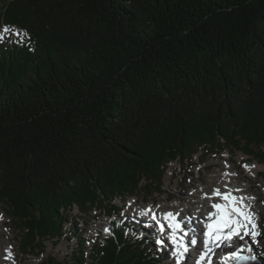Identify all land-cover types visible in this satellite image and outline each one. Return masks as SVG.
I'll return each mask as SVG.
<instances>
[{
  "label": "trees",
  "instance_id": "trees-1",
  "mask_svg": "<svg viewBox=\"0 0 264 264\" xmlns=\"http://www.w3.org/2000/svg\"><path fill=\"white\" fill-rule=\"evenodd\" d=\"M0 15L21 35L0 44V203L23 255L70 233L64 264H160L128 221L88 250L70 210L117 215L198 154L264 163V0H0Z\"/></svg>",
  "mask_w": 264,
  "mask_h": 264
},
{
  "label": "rangeland",
  "instance_id": "rangeland-1",
  "mask_svg": "<svg viewBox=\"0 0 264 264\" xmlns=\"http://www.w3.org/2000/svg\"><path fill=\"white\" fill-rule=\"evenodd\" d=\"M4 26L0 19V29ZM10 29L12 31L9 33H0L4 36V42L0 44L7 42L18 44L21 41H18L21 39V35L15 36L13 34L19 30L17 28ZM199 155L194 157L195 166L192 164L190 166L183 165L180 161H173L167 165V172L163 179L165 191L163 194H155L151 197L143 192L130 195L125 200L117 198L115 201L122 210L116 216H109L104 210H96L89 215H81L77 207L71 209L70 214L73 220L78 222L80 228L85 229L81 235L89 240L87 249L90 250L93 243L105 237L102 230L108 229L111 232L114 223L122 224L127 220L135 225L130 229L126 228L128 234L138 237L147 235L153 254L157 259H160V264H176L174 257H171V251L158 246L156 240L150 238L152 233L149 234L143 226L138 224L139 220L135 216L136 210L150 205L153 209H160L166 213L178 212L180 218L191 213L194 219L197 212L206 214L211 209L212 199L206 198L205 194L211 197L213 190L217 188L226 191L225 185H227L228 188L240 189L239 192L242 194L245 193L249 197H254L255 202L258 199L257 204L252 207L255 210L252 211L255 213L257 221L260 217L262 218L263 226L260 228L261 236L258 238V243H252L253 246L250 244L249 246L254 247L255 254L259 253L264 257V163L238 151H222L207 156L205 162L201 160ZM245 165H248L249 168L246 169ZM192 172L195 176L191 175ZM186 175L187 180L184 179ZM204 199H207V202ZM10 217L7 206L0 203V261L5 258L12 247L13 250L10 252L12 254L16 252L17 258H19L17 264H39L42 259H49L52 256L57 257L64 264L70 258L73 248L77 244V239L71 238L70 233L57 241H48L46 251L41 257L34 254L23 255L20 252V244L17 239L19 231ZM79 217L86 219L79 220ZM245 242L251 243L250 238L246 237L240 243L244 244ZM12 259L13 257L10 258V260ZM5 260L0 264H5ZM184 264H193V262L188 259L187 263Z\"/></svg>",
  "mask_w": 264,
  "mask_h": 264
},
{
  "label": "snow or ice",
  "instance_id": "snow-or-ice-1",
  "mask_svg": "<svg viewBox=\"0 0 264 264\" xmlns=\"http://www.w3.org/2000/svg\"><path fill=\"white\" fill-rule=\"evenodd\" d=\"M12 30L8 26L0 29V33H9ZM15 36H19L20 32L15 31ZM4 42V36L0 34V43ZM246 169L248 165L244 166ZM228 175V173H225ZM226 191L221 192L219 188L214 189L212 196L205 197L212 199L219 198L222 202H214L211 204L213 211L208 213L207 221L204 225L206 231H203V251L200 252L196 264H212V257L216 253V249H223L231 247L234 239L244 240L245 237L250 238L251 243H258V237L261 236V231L257 223V217L252 211V205L246 203L248 200L255 199L254 197L237 196L234 193L241 191L240 189H231L225 185ZM151 213V219L159 226L158 232L160 237L156 243L160 246L165 244V239L169 240L172 247V256L175 258L176 264H182L186 254L189 253L190 247L195 248L198 244L197 227L190 221L185 222L183 218L178 220V213L167 212L163 214V221L158 218L157 214L152 211L151 206L140 212L141 216H146ZM166 227L169 231L165 237ZM107 232L108 229H105ZM189 232L193 233L189 239ZM247 251V255L244 254ZM250 246L240 245L235 251L228 252L222 255L220 264H245L247 261H256L258 257L251 254ZM11 258V252L5 256V259Z\"/></svg>",
  "mask_w": 264,
  "mask_h": 264
},
{
  "label": "bare ground",
  "instance_id": "bare-ground-1",
  "mask_svg": "<svg viewBox=\"0 0 264 264\" xmlns=\"http://www.w3.org/2000/svg\"><path fill=\"white\" fill-rule=\"evenodd\" d=\"M248 188V187H247ZM222 192V191H221ZM249 197V196H248ZM206 202H207V199H204ZM257 202H258V199L256 200V202H255V200H248V201H246V203H249V204H251L252 205V207H254L256 204H257ZM254 208H252V210H253ZM255 210V209H254ZM176 213V212H175ZM174 213V214H175ZM197 215H198V222H194L193 221V219H191V218H189V219H186V218H184L183 219V222H185V227H187V222L188 221H190L193 225H195L196 227H197V230H198V223H200V221L202 220V219H204V213L203 212H197L196 213ZM262 218L260 217L259 219H258V221H257V223H258V225H259V227H262L263 225H262ZM193 234V233H192ZM196 235H199V231H197V233H196ZM11 239V238H10ZM249 244L251 245V246H253L252 245V243H247L246 244V246H249ZM251 249H252V253L254 252V247L252 248L251 247ZM1 250V249H0ZM13 250V247L10 249V251H12ZM7 253V252H6ZM0 254H1V252H0ZM12 254V253H11ZM254 254V253H253ZM7 255V254H6ZM1 257V256H0ZM4 257V256H3ZM13 257V259L12 260H10V259H6L5 260V258L3 259V260H1L0 261V263L1 262H3L4 260H5V264H17V260L19 259V258H17V253L16 252H14L12 255H11V258Z\"/></svg>",
  "mask_w": 264,
  "mask_h": 264
},
{
  "label": "water",
  "instance_id": "water-1",
  "mask_svg": "<svg viewBox=\"0 0 264 264\" xmlns=\"http://www.w3.org/2000/svg\"><path fill=\"white\" fill-rule=\"evenodd\" d=\"M245 264H264V261L262 258L258 257L256 261H247Z\"/></svg>",
  "mask_w": 264,
  "mask_h": 264
}]
</instances>
